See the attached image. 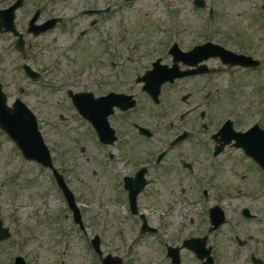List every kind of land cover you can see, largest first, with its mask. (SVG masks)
Masks as SVG:
<instances>
[{
    "label": "rangeland",
    "instance_id": "374dc122",
    "mask_svg": "<svg viewBox=\"0 0 264 264\" xmlns=\"http://www.w3.org/2000/svg\"><path fill=\"white\" fill-rule=\"evenodd\" d=\"M82 1L92 4L93 0ZM100 1L104 5L107 0ZM210 1L214 7L212 9L216 11L212 20L209 10L195 11L191 0H140L130 8L117 9L111 15L82 18H79L83 10L79 0H71L62 11L65 9L63 15L75 19L77 28L73 30L72 22H67V25L60 26L53 33L37 39L29 37L25 60L14 51L10 37L0 36V55L3 59L1 78L8 104L12 106L16 99H22L37 115L44 134L49 137L46 142L52 148L55 165L65 174L66 181L76 195L85 226V231H81L74 224L72 214L51 172L25 160L14 143L0 132V219H4L8 226H12L14 217L19 219L14 228L18 230L16 238L13 235L0 243L1 264H7L12 244H17L20 238L28 241V244L31 242L29 248L18 247L21 252L26 250L27 253H23L31 257L28 258V264H99L95 262L94 253L87 243L95 235L100 236L105 255L121 256L124 264H169L164 258V242L169 240V231H165L163 237L157 235L139 238V219L126 213L125 201L121 200L122 196L117 198L115 190L118 185L115 176L126 174L131 167L117 150H107L97 144L89 125L79 120L72 99L68 98V90L77 91L79 81H85L88 73L91 76V69L97 63L102 65L101 72L104 73L103 65L109 67L111 60L117 63L119 73L127 69V79H132L137 71L143 72L146 69L140 66L141 63L146 65L153 58L165 56V47L171 33L180 29H183L186 44L207 38L231 50L250 53L256 58L264 57V0ZM176 10L180 14L172 15ZM28 11L29 5H26L18 15L24 30ZM98 19V25L95 29L92 28V22ZM175 23L177 26L173 30ZM82 31L88 32L87 36L75 43ZM162 51L164 52L160 54ZM23 63L30 64L42 74L40 81L33 82L26 78L22 70ZM15 64L20 70L17 67L12 69ZM215 65L217 64L212 63V66ZM234 73L236 78L242 79L238 82L240 87L237 89L243 98V101L238 99L241 104L239 112L242 113V121L238 123V127L247 129L254 123L258 113L264 112V102L255 105L254 93L259 89L255 85L258 78L255 74ZM118 78L120 79V75ZM226 78L217 75L212 84L214 93L217 89L225 90L223 85L228 82ZM71 81L76 84L65 87ZM116 86V90L124 91L129 90L131 84L126 86L124 80H120ZM140 87L134 92L140 91ZM90 90L94 91L95 88ZM165 94L164 106L160 108L154 107L147 95L140 96L133 115L138 117L137 121L170 136L180 128L177 125L173 127L171 123L179 121L188 105L179 97L183 93L178 96L173 88ZM248 106H251L250 109ZM162 108L164 109L158 113ZM228 114V110L217 114V126ZM61 117H64L62 121ZM195 118L201 126L199 124L197 127L200 129L194 130H201L203 120L197 113L190 118L191 124ZM184 127H187L186 122L181 129ZM159 141L160 139L157 142ZM83 148L85 151H82ZM112 152L116 154L113 162L108 157ZM234 158L237 168L238 158L236 155ZM228 169L226 177L231 178L233 187H237L236 178L230 175L234 168ZM13 200L15 204L11 205ZM144 200L142 205L150 207V220L156 222L163 211V204L158 199H153L154 202L149 198ZM185 208L180 206L179 210L183 217L181 227L185 225ZM177 209L178 206L173 216H176ZM228 231V227L224 228V233L228 234ZM171 232L173 236L174 232ZM230 239L233 237H219L216 253L225 258L222 264H243L244 259L239 255L241 249L230 245ZM262 240L258 236V240L253 242L260 245ZM16 252L17 250L13 253ZM183 258L185 264H199L191 252L185 251Z\"/></svg>",
    "mask_w": 264,
    "mask_h": 264
},
{
    "label": "flooded vegetation",
    "instance_id": "af4514ba",
    "mask_svg": "<svg viewBox=\"0 0 264 264\" xmlns=\"http://www.w3.org/2000/svg\"><path fill=\"white\" fill-rule=\"evenodd\" d=\"M8 1L9 0H0V8H9L16 0ZM70 2L71 0H25L23 8H26V5L30 7L27 14V22L28 20L30 21L35 7H40V22H46L53 18H61L62 21L57 25L55 31H57L60 26L64 24L67 25L66 22L68 21L72 22L71 24L74 26L73 30H75V28H77V26H75V19L71 18L66 20L63 16V11L65 9L62 11V8L67 6ZM79 2L82 7L89 4V2L86 3L82 0H79ZM91 3L100 5L101 1L93 0ZM43 8L47 10L43 11ZM21 10L17 12L16 25L20 31H24L21 30L22 25L18 16ZM110 11L99 13L97 16L109 15ZM44 16H46V18L41 19V17L44 18ZM79 18L82 17L79 16ZM98 23L99 19L91 24L93 26L92 28L95 29ZM87 34L88 32L82 31L80 36H87ZM0 35L10 37L12 41H16L12 33H3ZM109 40L111 41V39ZM26 42L28 49L29 44L27 40ZM183 50L188 51L189 49ZM169 60L170 58L167 61ZM210 63L211 61L208 63L209 67H211ZM117 68V63H111L109 67L104 66V73L100 70L95 71L92 78L95 82L93 86L95 90L91 92L95 97H105L109 93L125 94L127 96H133L137 103H139V97L146 95L140 83L142 72L137 71L135 77L132 75V79H127V69L119 73ZM181 69L182 71H187L189 68L182 65ZM118 75H120V79ZM120 80H124L126 86L131 84L130 89H125L124 91L116 90V84ZM198 81L211 86V75L185 77L177 80L174 84V86L178 88L184 86V89H191V91L181 95L183 98L189 95L186 103L190 102L192 98H196L197 94L202 92ZM120 85L123 86V83H120ZM138 86H141L140 91L136 93L134 90ZM167 86L170 85H166L165 87ZM80 90H82V92H87L84 90V86ZM180 93L181 92H178L177 94ZM210 96L211 93L206 96V99L209 100ZM239 97L242 99L241 95L238 93L235 97L236 99L228 105H224L221 112L212 111L210 104L205 112L204 118V120L208 122V129L206 128L205 132L202 131L203 135L200 134V139L196 141V135L191 132L198 126L196 125L198 120H196L194 125H191V122L187 124V127L190 128V132L186 138L187 140L178 143L173 148L169 145L165 147L164 143H167V141L170 143L172 140L168 134H164L160 137L161 134L155 131L151 133L153 136L145 135L141 132L142 127L148 128L149 126L145 125L142 121H137L138 117L133 115V111L137 107L126 113L117 111L109 118L110 125L116 129L118 133V141L111 147L118 149L122 152L123 156L126 157V162L129 164V167H131L129 171L130 174L127 176L133 177L136 174L140 169L139 165L135 166L137 164L148 167L149 170L145 174L148 183L147 187L141 193L140 199L156 198L163 204V211L156 222L153 223L149 219H146L156 228L157 233L169 231V237H171L172 243H174L173 245L177 247L182 246L187 241L196 243L197 240L206 238V245L211 250L210 254L214 258L215 264H217V260H220L221 264L225 260L224 257L216 253L219 241L218 238H223L226 235L232 236L233 239H230L229 243L241 249L239 255L244 259L243 264H264V144L247 143L236 146L234 142L227 143L229 140L228 134L226 133L220 136L218 132L221 124L218 126L216 124L217 114H223L228 110V116L221 121L225 122L232 114L236 116L234 121V128L236 131L243 133L250 129V127L247 129L238 127V123L241 120L239 117L240 112L238 111L241 106L238 102ZM144 98L146 97H143V99ZM258 115L260 114L258 113ZM185 119H183V121ZM260 124L264 125V120H262ZM261 127L264 129V126L261 125ZM203 128H205V126H203ZM176 135H179V132L175 134V136ZM216 136L218 137L216 138ZM158 139H160L159 142H157ZM249 140L251 141V139ZM200 141L204 143L199 144ZM124 148L129 149V151H122L121 149ZM234 155L238 158L237 168L236 163L233 162L236 160ZM230 167L234 168L231 170L230 175L236 178L237 187H233L230 181L231 178L228 179L226 177L229 171L228 168ZM245 169H247V171H245ZM152 170L156 172L154 180L151 179ZM153 184L156 185V190L149 189ZM117 189L120 190L124 196L127 195L123 185L118 186V188L116 187L115 190ZM193 196L202 197L205 201L208 199L209 204L206 208L201 204L204 214H201V217L198 219H191L190 224L181 227L182 215L179 213L180 206H190L188 199ZM177 206L176 216H173V212ZM213 209L218 210L224 216L223 223L217 227L210 219V211ZM177 212L179 213L178 215ZM154 224L156 226H154ZM8 227L11 229L13 235L14 224ZM226 227L229 228L228 234L224 233V228ZM170 230L174 232L173 236ZM230 233L232 235H229ZM246 234L248 235L246 236ZM258 236L263 238V240L259 242L260 245L263 244L262 246L253 242L258 240ZM226 242L228 243V239ZM30 244L31 242L26 244V240H19L17 244H12L13 248L11 255L6 260L7 264H14L13 252L18 249V247L23 246V248L26 249V246L29 248ZM185 251L189 250H181L180 254L182 259H184L183 253ZM191 253L195 256L199 264L203 263L199 260L195 252L192 251ZM235 262L238 263V261Z\"/></svg>",
    "mask_w": 264,
    "mask_h": 264
},
{
    "label": "water",
    "instance_id": "95a60500",
    "mask_svg": "<svg viewBox=\"0 0 264 264\" xmlns=\"http://www.w3.org/2000/svg\"><path fill=\"white\" fill-rule=\"evenodd\" d=\"M21 4L22 2L18 3L16 7L12 8L7 13L11 16L16 10V8L21 6ZM1 25L2 24L0 23V26ZM207 47H213L215 48V50L202 49L201 51H204V52H202L201 55L206 54L207 56H214V57L218 55L224 56L219 46L208 45ZM252 62L253 61L249 63V59H248V63H246L247 66H251V64H254V65L258 64L256 62L255 63H252ZM27 71L29 75H33V76L36 75L28 67H27ZM38 76L39 75L37 74L35 76L36 77L35 79H38L39 78ZM162 76H163V73L159 72V74H156L150 77L152 78V80L153 78H156V80H153V81L161 82L160 78ZM152 80L150 81L149 89L151 88ZM22 108L23 109L18 110V112H15V113L7 109L5 94L2 92V86L0 85V126L1 128L4 129L7 133H9L11 138L17 142L18 146L21 148L24 155L28 159L37 160L39 163H41L45 167L53 168V164H52L49 152L43 145L41 137L38 133V126H37L35 117L24 106H22ZM109 135H110V132L104 134V136H109ZM55 175H56V178L60 186L63 188L66 196L70 199L71 205L73 206V208H76L75 203H74V197L72 193L68 190L66 184L63 181V178L58 174L57 171H55ZM75 212H76V219L80 223L81 219H80L79 213L76 209H75ZM93 243L97 251L100 254H102L100 252V239L96 238ZM176 253H177V250H171V255L174 256V258L178 260ZM103 261H104V264H122L121 259L113 258L111 256L107 257Z\"/></svg>",
    "mask_w": 264,
    "mask_h": 264
}]
</instances>
